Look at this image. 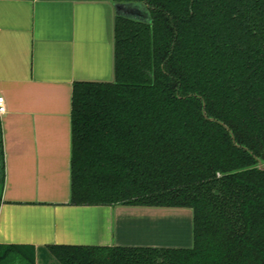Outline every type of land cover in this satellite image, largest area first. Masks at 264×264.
Segmentation results:
<instances>
[{
    "label": "trees",
    "instance_id": "obj_1",
    "mask_svg": "<svg viewBox=\"0 0 264 264\" xmlns=\"http://www.w3.org/2000/svg\"><path fill=\"white\" fill-rule=\"evenodd\" d=\"M144 3L109 81L72 85L70 204L185 207L188 248L52 245L61 264H264V0ZM228 128L224 127L221 123ZM5 160L0 120V203ZM0 264H35L0 244Z\"/></svg>",
    "mask_w": 264,
    "mask_h": 264
},
{
    "label": "crops",
    "instance_id": "obj_2",
    "mask_svg": "<svg viewBox=\"0 0 264 264\" xmlns=\"http://www.w3.org/2000/svg\"><path fill=\"white\" fill-rule=\"evenodd\" d=\"M113 2L0 0V244L32 246L35 264H61L52 245L193 244L190 208L70 204L72 85L113 78Z\"/></svg>",
    "mask_w": 264,
    "mask_h": 264
},
{
    "label": "water",
    "instance_id": "obj_3",
    "mask_svg": "<svg viewBox=\"0 0 264 264\" xmlns=\"http://www.w3.org/2000/svg\"><path fill=\"white\" fill-rule=\"evenodd\" d=\"M112 5L114 8L115 15H121L139 21L150 22L149 12L147 6L144 3L113 2ZM223 126L228 128L225 125ZM258 162H259V167L264 168V166L260 163V161Z\"/></svg>",
    "mask_w": 264,
    "mask_h": 264
},
{
    "label": "built area",
    "instance_id": "obj_4",
    "mask_svg": "<svg viewBox=\"0 0 264 264\" xmlns=\"http://www.w3.org/2000/svg\"><path fill=\"white\" fill-rule=\"evenodd\" d=\"M4 110H5V106H4V103H3V97L0 96V113L4 112Z\"/></svg>",
    "mask_w": 264,
    "mask_h": 264
}]
</instances>
